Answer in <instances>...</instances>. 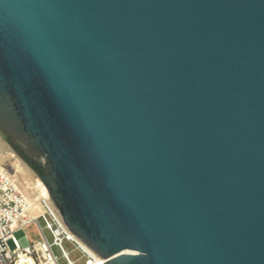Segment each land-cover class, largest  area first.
<instances>
[{
    "label": "water",
    "instance_id": "95a60500",
    "mask_svg": "<svg viewBox=\"0 0 264 264\" xmlns=\"http://www.w3.org/2000/svg\"><path fill=\"white\" fill-rule=\"evenodd\" d=\"M0 135L102 264H264V0H0Z\"/></svg>",
    "mask_w": 264,
    "mask_h": 264
},
{
    "label": "built area",
    "instance_id": "2783aa9c",
    "mask_svg": "<svg viewBox=\"0 0 264 264\" xmlns=\"http://www.w3.org/2000/svg\"><path fill=\"white\" fill-rule=\"evenodd\" d=\"M25 184L18 173L0 166V264H61L55 247L67 264L105 262L65 225L46 191L37 183ZM31 225L37 237L15 236L17 230ZM66 242L78 253L75 259L64 247Z\"/></svg>",
    "mask_w": 264,
    "mask_h": 264
},
{
    "label": "rangeland",
    "instance_id": "374dc122",
    "mask_svg": "<svg viewBox=\"0 0 264 264\" xmlns=\"http://www.w3.org/2000/svg\"><path fill=\"white\" fill-rule=\"evenodd\" d=\"M34 172L35 175L31 171H29L24 164ZM0 166L6 168L12 172L18 173L21 179L28 184L25 185H32L33 183H37V179L39 175L28 165V163L2 138L0 135ZM40 178V177H39ZM41 180V179H40ZM38 186V184H37ZM46 190V189H45ZM47 192V191H46ZM26 233H29L32 238L38 236L37 232L34 229V225L28 226L25 229H19L15 232V236L18 239L23 238ZM50 236V233L47 232ZM11 247H14V242L10 241ZM64 247L70 252L71 258L75 259L78 256V253L73 250V246L66 242ZM56 253L60 256L61 264H67V260L64 256L61 255V250L59 247H55Z\"/></svg>",
    "mask_w": 264,
    "mask_h": 264
},
{
    "label": "bare ground",
    "instance_id": "6f19581e",
    "mask_svg": "<svg viewBox=\"0 0 264 264\" xmlns=\"http://www.w3.org/2000/svg\"><path fill=\"white\" fill-rule=\"evenodd\" d=\"M22 164H24L25 167H26L29 171H31V172L33 173V175H35L34 172H33V171L27 166V164H25L24 162H22ZM36 179H37V184H38V186L41 187L42 190L46 191V190H45V187H44V185H43V183H42V181L40 180V178L38 177V178H36Z\"/></svg>",
    "mask_w": 264,
    "mask_h": 264
}]
</instances>
